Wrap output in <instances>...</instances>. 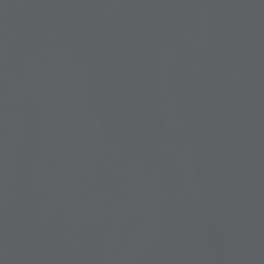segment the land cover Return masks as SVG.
<instances>
[{"label":"water","instance_id":"obj_1","mask_svg":"<svg viewBox=\"0 0 264 264\" xmlns=\"http://www.w3.org/2000/svg\"><path fill=\"white\" fill-rule=\"evenodd\" d=\"M0 264H264V0H0Z\"/></svg>","mask_w":264,"mask_h":264}]
</instances>
